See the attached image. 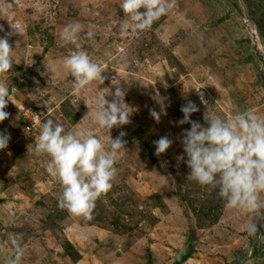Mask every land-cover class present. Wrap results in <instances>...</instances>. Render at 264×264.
<instances>
[{
  "label": "rangeland",
  "instance_id": "rangeland-1",
  "mask_svg": "<svg viewBox=\"0 0 264 264\" xmlns=\"http://www.w3.org/2000/svg\"><path fill=\"white\" fill-rule=\"evenodd\" d=\"M121 2L0 0V36L20 24L9 39L13 68L0 74L10 100L0 131L11 137L0 150V264L15 255L10 234L22 240L20 264H173L182 255V264H264V219L257 220V235H249V213L226 207L215 190L188 179L181 139L191 125L178 124L189 101L200 109L190 119L201 124L208 107L225 118L246 108L264 114V0H174L142 32L121 31ZM74 22L83 26L81 48L107 77L79 93L63 67L75 46L60 39ZM116 87L125 88L136 109L129 124L110 131L113 139L125 133L127 152L113 188L85 221L59 206L62 186L47 172L51 157L33 151L40 125L29 135L22 126L37 110L45 121L90 129L107 143L85 101ZM157 93L167 97L159 123L149 114L160 110ZM162 136L173 144L156 155L153 142ZM65 242L78 261L65 254Z\"/></svg>",
  "mask_w": 264,
  "mask_h": 264
},
{
  "label": "clouds",
  "instance_id": "clouds-1",
  "mask_svg": "<svg viewBox=\"0 0 264 264\" xmlns=\"http://www.w3.org/2000/svg\"><path fill=\"white\" fill-rule=\"evenodd\" d=\"M174 6V0H122L120 7L126 18L121 21V31L142 32L151 28L154 22L166 15ZM12 31L0 36V74L9 73L13 68L14 47L9 39L19 34L20 24L12 26ZM83 26L79 22L63 27L60 39L63 44L75 46L63 59V67L74 78V92L79 93L94 81H103L104 69L95 62L79 43ZM0 32H4L0 26ZM86 37L93 39L95 33L87 31ZM111 95L109 100L106 96ZM89 97L85 103L91 110L93 122L107 134L103 142L90 129H68L64 124L47 119L40 125L39 135L34 140V153L47 154V172L57 178L62 186L59 206L85 221L93 218L97 201L113 188L117 177L116 167L127 152L124 132L116 138L110 135L111 129L131 122L136 109L126 100V90L116 87L114 92ZM9 89L0 83V122L8 119L5 111L9 103ZM155 103L160 110H149L150 116L159 123L162 115H167V97L156 94ZM78 101V100H77ZM77 101L75 107H77ZM201 102L207 104L201 95ZM204 113L205 124L191 120L199 107L192 101L183 105L180 111L183 118L179 125L190 124V129L182 133L181 143L187 159L188 179L209 190H215L225 206L250 214L246 224L249 235H257V220L264 219V114L253 108L237 110L225 118L209 111ZM206 125V126H205ZM31 134L32 129H25ZM10 134L0 131V150L8 147ZM156 155L165 153L173 144L168 136L153 142ZM106 202V201H105ZM83 238H87L86 236ZM15 255L7 264H20L24 254L22 240L16 234L9 235Z\"/></svg>",
  "mask_w": 264,
  "mask_h": 264
},
{
  "label": "built area",
  "instance_id": "built-area-1",
  "mask_svg": "<svg viewBox=\"0 0 264 264\" xmlns=\"http://www.w3.org/2000/svg\"><path fill=\"white\" fill-rule=\"evenodd\" d=\"M29 114H30L29 117L26 116V118H24L25 120L22 126L23 127L22 135H29L30 133L26 132L25 129H32L31 131L32 133L36 127L41 125L43 121V116L40 112L36 110H31Z\"/></svg>",
  "mask_w": 264,
  "mask_h": 264
},
{
  "label": "trees",
  "instance_id": "trees-1",
  "mask_svg": "<svg viewBox=\"0 0 264 264\" xmlns=\"http://www.w3.org/2000/svg\"><path fill=\"white\" fill-rule=\"evenodd\" d=\"M44 121H45V117H43L42 123ZM63 250H64L65 254L71 259V261L76 262L80 259V255L78 254V252H76L74 250V248L69 243H67V242L64 243Z\"/></svg>",
  "mask_w": 264,
  "mask_h": 264
},
{
  "label": "water",
  "instance_id": "water-1",
  "mask_svg": "<svg viewBox=\"0 0 264 264\" xmlns=\"http://www.w3.org/2000/svg\"><path fill=\"white\" fill-rule=\"evenodd\" d=\"M185 257L182 255V256H179L175 262L173 264H182L183 261H184Z\"/></svg>",
  "mask_w": 264,
  "mask_h": 264
}]
</instances>
